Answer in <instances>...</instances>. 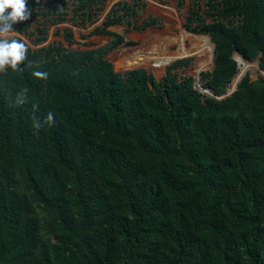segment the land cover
<instances>
[{
    "label": "trees",
    "instance_id": "1",
    "mask_svg": "<svg viewBox=\"0 0 264 264\" xmlns=\"http://www.w3.org/2000/svg\"><path fill=\"white\" fill-rule=\"evenodd\" d=\"M68 1L85 25L106 0H27L31 18L15 32L65 20ZM136 15L117 2L94 32ZM175 26L120 68L159 74L194 56L181 45L195 37L211 57L214 44L201 94H224L236 71L234 86L247 71L264 74V0H189L184 26L212 43ZM40 35L34 43L46 27ZM235 52L261 67L240 55L236 65ZM49 112L54 123L34 131L33 116ZM0 264H264V78L245 75L229 97L201 100L170 70L159 82L142 68L116 72L100 48L28 46L19 70L0 72Z\"/></svg>",
    "mask_w": 264,
    "mask_h": 264
},
{
    "label": "rangeland",
    "instance_id": "2",
    "mask_svg": "<svg viewBox=\"0 0 264 264\" xmlns=\"http://www.w3.org/2000/svg\"><path fill=\"white\" fill-rule=\"evenodd\" d=\"M120 1L127 2L130 7L137 9V15L130 19V24H116L109 26L106 28L108 30L107 34L95 33L94 31L96 29L101 28V24L106 13L115 3ZM188 3L189 0H182V5L177 6L176 0H106L100 5L98 3L96 4V7L103 6V10H101L96 17L97 20L91 24L81 25V16L75 9L76 5L72 4V1H68L66 7L61 8V12L66 18L65 20L53 23H47L43 20H39L34 22L33 26L29 29V36L14 32L11 37H19L31 48L42 47L53 41H59L66 47H70L72 49L83 50L100 48L104 51V58L112 63L116 72L124 73L132 69L142 68L145 69L148 74H151L157 82L161 81L166 72L170 70L178 76L190 80L194 89L199 94L200 99L203 100L208 96L199 92L197 81L199 80L200 84L203 86L202 74L206 71H211L213 64L211 63L212 57L209 47H206L204 45L205 43L199 38H189L187 42H182L181 45V49L184 53L193 54L194 56L174 60L166 67V69H164L163 72L159 74L141 66L127 69H121L119 66L120 60L125 59L126 56L134 53L135 51H140L142 53L148 52L149 49L152 48L154 41L159 40L160 35H178L179 28L175 26V24H180L190 36H203L210 41L207 34H194L187 30L184 26ZM96 7L94 5L92 6V8ZM59 15V13H56L54 16L57 18ZM173 19L174 21L172 22ZM43 27H46V40L37 42L38 44H36L33 41L36 40L38 36H41L40 30H42ZM65 29H69L71 31V36L69 37L71 43L69 44L64 39V36H67L68 34ZM118 35L122 38V41L119 43L117 41ZM102 37L112 39V45L109 48H105L100 44V38ZM168 49V51L173 52L176 49V45H170L168 46ZM238 55L240 54L235 52L233 57L236 58ZM129 59H131V57H129ZM183 60H187V65L171 68V66L176 62ZM251 61L258 63V58L256 57ZM245 75H247L250 80L264 78V74L258 72V74L254 77L253 73L247 71L242 74L236 83H239ZM237 77L238 72L236 71L235 75L231 78L228 84L226 92H230L232 90Z\"/></svg>",
    "mask_w": 264,
    "mask_h": 264
},
{
    "label": "clouds",
    "instance_id": "3",
    "mask_svg": "<svg viewBox=\"0 0 264 264\" xmlns=\"http://www.w3.org/2000/svg\"><path fill=\"white\" fill-rule=\"evenodd\" d=\"M31 15V10L27 7V0H0V72L8 69L17 71L27 59L28 44L9 37L15 32L13 25L29 20ZM240 56L242 55L240 54ZM258 65L260 66L259 63ZM32 75L38 79H47L48 77V73L42 71H34ZM27 92L28 89L25 88L17 93L14 101L17 106L27 102ZM33 107L36 108L38 106L34 105ZM52 123H54V114L49 112L43 122L33 116L32 127L34 131H38L44 125H51Z\"/></svg>",
    "mask_w": 264,
    "mask_h": 264
},
{
    "label": "water",
    "instance_id": "4",
    "mask_svg": "<svg viewBox=\"0 0 264 264\" xmlns=\"http://www.w3.org/2000/svg\"><path fill=\"white\" fill-rule=\"evenodd\" d=\"M213 51H214V44L212 43V58H213ZM243 57V56H242ZM244 58V57H243ZM245 59V58H244ZM234 60L236 61V65H238L237 64V60L234 58ZM247 62H249L250 60L249 59H245ZM259 63V62H258ZM257 74L256 73H254V77L256 76ZM253 80H255V79H253ZM253 80H251V81H253ZM241 81V80H240ZM237 84L238 83H236L235 84V86H234V88L230 91V92H225L224 94H222V95H216V94H214L212 91H211V89L210 88H207V87H205V88H207L210 92H211V94L208 96V97H210V98H213V99H215V100H222V99H225V98H227V97H229L234 91H235V89H236V86H237ZM202 85V84H201Z\"/></svg>",
    "mask_w": 264,
    "mask_h": 264
}]
</instances>
